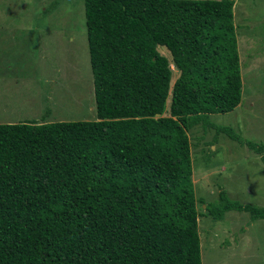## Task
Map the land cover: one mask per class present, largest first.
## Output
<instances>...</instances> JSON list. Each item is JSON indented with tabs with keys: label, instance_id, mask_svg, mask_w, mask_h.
<instances>
[{
	"label": "trees",
	"instance_id": "1",
	"mask_svg": "<svg viewBox=\"0 0 264 264\" xmlns=\"http://www.w3.org/2000/svg\"><path fill=\"white\" fill-rule=\"evenodd\" d=\"M83 1L97 118L0 124V264H203L201 218L264 219L192 180L197 126L264 162L211 121L242 103L236 2Z\"/></svg>",
	"mask_w": 264,
	"mask_h": 264
},
{
	"label": "rangeland",
	"instance_id": "2",
	"mask_svg": "<svg viewBox=\"0 0 264 264\" xmlns=\"http://www.w3.org/2000/svg\"><path fill=\"white\" fill-rule=\"evenodd\" d=\"M233 1L243 98L211 121L264 149V0ZM96 113L84 1L0 0V124L95 121ZM189 137L197 199L226 192L264 208L261 154L215 129L197 126ZM200 238L203 264H264V219L247 212L201 218Z\"/></svg>",
	"mask_w": 264,
	"mask_h": 264
}]
</instances>
